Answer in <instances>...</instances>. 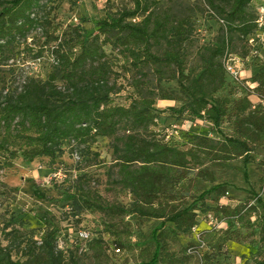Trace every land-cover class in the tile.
Masks as SVG:
<instances>
[{"label":"trees","instance_id":"16d2710c","mask_svg":"<svg viewBox=\"0 0 264 264\" xmlns=\"http://www.w3.org/2000/svg\"><path fill=\"white\" fill-rule=\"evenodd\" d=\"M129 1L131 7L101 19L97 33L85 38L81 24L63 28L56 23L60 0H0V66L16 56L21 43L17 54L33 53L32 62L40 69L52 66L45 78L27 72L20 86L0 88V156L9 167L20 152L29 162H54L66 147L88 155L100 137L109 138L111 184L127 192L130 200L126 204L106 199L85 173L71 194L73 216L101 213L115 252L135 249L129 242L127 216L159 221L152 232L154 246L140 249L137 264H218L216 258L237 240L233 229L247 214L258 215L264 231L263 195L251 189L240 204L224 203L232 195L228 183L218 182L216 171L209 168L240 161L248 179L249 164L264 166L254 156L264 146V33L257 22L261 12L255 0H203L202 15L218 22L220 32L214 41L197 45L195 6L174 11L160 6V0ZM238 42L245 45L244 51L238 52ZM107 45L125 59L124 71L135 70L140 76H134L137 93L128 105L113 100L119 88L110 84L116 61L104 49ZM229 56L248 61V80L229 75ZM149 74L156 79L154 88L145 87ZM167 81H176V90L166 89ZM158 99L179 103L170 109L172 119L189 114L206 120L221 137L189 134L186 145L167 139L153 129L160 115ZM226 123L228 132L222 128ZM196 180L211 185L195 195ZM261 182L264 193L263 178ZM10 193L18 194L19 189L1 182L0 194ZM33 195L48 199L37 188ZM202 217L227 226L212 225L199 232L197 241L172 249L179 238L197 230ZM12 225L0 220V264H117L103 235L90 241L88 256L76 246L62 248L53 229L35 239ZM77 239L87 240L79 232Z\"/></svg>","mask_w":264,"mask_h":264},{"label":"rangeland","instance_id":"374dc122","mask_svg":"<svg viewBox=\"0 0 264 264\" xmlns=\"http://www.w3.org/2000/svg\"><path fill=\"white\" fill-rule=\"evenodd\" d=\"M255 4L259 7L261 14H264V0H255ZM131 5L129 0H60L56 23H59L63 28L71 24H81L83 36L91 38L97 33V24L101 19L123 7H131ZM192 5L196 8L194 16L196 18V35L199 38L197 45L214 41L220 32V25L214 19L208 18L207 14L202 15L203 0H160V6L173 8L174 11L182 10V8L185 10L187 6ZM244 46L238 42V52L244 51L246 49ZM22 47L23 43L17 45L14 53L16 56L10 59L7 64L0 66V88L20 86L28 73L45 78L52 69L51 65L43 66L42 69L35 66L32 62L33 53L17 54V51L22 50ZM104 49L108 56L116 61L109 75L110 84L115 83L119 88L112 94L113 100L117 104L128 105L131 98L137 93L134 76L136 79H140V76L136 74L135 70L124 71L125 59L117 49H112L108 45ZM247 63V60L245 63L241 60L237 62L240 74L245 80L251 76V70L247 67ZM249 84L253 83L250 81ZM155 86L156 79L149 74L145 80V87L154 88ZM163 86L169 90H176L177 82H163ZM178 104L171 100H157L156 108L160 115L157 124L153 127L154 130L160 131L167 139H179L180 144L184 145L188 142L189 134H209L216 139L221 137L214 126L206 120L194 118L189 114L183 115L181 119L179 117L177 120L172 119L174 114L170 109ZM222 128L224 132H228V123L224 124ZM122 133L123 130H119V134ZM75 148L73 146L66 147V153L54 162H51L49 158H37L29 162L20 152L19 158L14 160L12 167L7 166L6 160L0 156V183L3 182L10 187L19 189L18 194L10 193L8 196L0 194V220H9L12 222V226L21 230L26 236L34 234L35 239L41 237L43 230L53 229L59 236V244L62 248L76 246L80 249V253L88 252V256H90L88 251L90 241L103 235L110 244L109 252L113 262L137 264L140 249L144 246H154L152 232L159 226V221L141 220L133 215L127 216L125 222L132 229L129 242L132 245L135 244V249L115 252L112 248V237L107 231V223L101 213L85 211L74 217L71 194L77 190V178L85 173L93 179L91 186L98 189L106 199H117L126 204L130 200L127 192L111 184L109 171L113 164V147L109 138L100 137L97 143L91 147L88 155L81 154L80 148ZM95 154H99L98 157ZM254 156L257 162H264V146L258 147ZM209 168L216 171L218 182L228 183V192H231L232 195L224 198L222 202L236 206L240 204L241 200H245V193L250 192L251 189L264 197L263 183L261 182V179H264V166L259 163L247 166L248 179L244 177L245 167L240 161L229 164H212ZM210 185L209 182L196 180L194 194L198 195ZM35 188L45 193L48 199L35 197L33 195ZM78 218L80 222L77 221ZM199 220L197 230L188 236L179 238L171 245L172 249L178 251L188 246L189 242L197 241L199 232L211 228L212 225H216L218 228L227 226L220 220L210 221L209 217H202ZM248 223H251L252 226H247ZM234 228L237 240H233L225 246L223 253L216 258L218 264H256L258 261L264 260V241H262L264 231L260 230L258 215L247 214L244 220L238 222ZM80 230L88 231L89 239L78 240L77 235ZM88 256L86 260L90 262Z\"/></svg>","mask_w":264,"mask_h":264},{"label":"built area","instance_id":"2783aa9c","mask_svg":"<svg viewBox=\"0 0 264 264\" xmlns=\"http://www.w3.org/2000/svg\"><path fill=\"white\" fill-rule=\"evenodd\" d=\"M258 25L259 27L262 29L263 33H264V14H261L259 19H258ZM264 36V35H263ZM261 36L262 40H264V37ZM254 38H252L250 40V43L253 44L254 43ZM256 53V51H255ZM237 62H239V59L236 58V57H233V56H229L225 59V65H226V68H227V71L229 73V75L236 79V80H240L242 79V76L240 74V71L237 67ZM79 236L82 238V239H88L89 238V233L86 232V231H79Z\"/></svg>","mask_w":264,"mask_h":264}]
</instances>
